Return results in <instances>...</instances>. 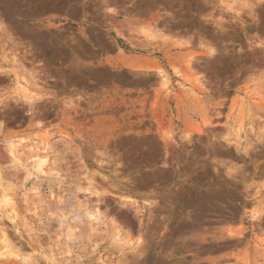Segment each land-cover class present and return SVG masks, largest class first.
Here are the masks:
<instances>
[{"label":"rangeland","instance_id":"1","mask_svg":"<svg viewBox=\"0 0 264 264\" xmlns=\"http://www.w3.org/2000/svg\"><path fill=\"white\" fill-rule=\"evenodd\" d=\"M56 1L0 0V264H264V0Z\"/></svg>","mask_w":264,"mask_h":264},{"label":"bare ground","instance_id":"2","mask_svg":"<svg viewBox=\"0 0 264 264\" xmlns=\"http://www.w3.org/2000/svg\"><path fill=\"white\" fill-rule=\"evenodd\" d=\"M8 143H9V152H10V155H11V157H12V159H13V162H15L16 163V165H18L19 167H23L24 166V163H23V161H22V159L21 158H19L18 157V154H19V144L17 143V144H14L13 143V141H8ZM19 146V147H18ZM35 159H36V161H35V166H34V171L33 172H31V171H26V176L27 177H32V176H35V175H37V177H39V175H44V174H46L47 173V169L46 168H50L49 166H47L48 165V158L46 157V156H41V155H38V154H36V157H35ZM25 175V174H24ZM1 178V177H0ZM16 181V180H15ZM64 190V189H63ZM28 193H26L25 194V196L27 195ZM37 194H39V193H37ZM36 194V195H37ZM35 195V196H36ZM13 198L14 197H12L10 194H6L5 196H4V202L9 206V205H12V202L14 201L13 200ZM125 200H129V198H124ZM124 200V201H125ZM16 204V203H15ZM52 206V205H51ZM13 210V209H12ZM12 210H11V212H12ZM89 211V210H88ZM16 212V211H15ZM14 213V212H13ZM10 214H12V213H10ZM86 214H88V216H89V218L91 219V220H93V222H100V220H101V214H99V212L98 211H89L88 213H86ZM17 216V215H16ZM114 238H115V240L117 241V242H121L122 240H123V238H122V235L120 234V232H117L114 236H113ZM10 250L8 249V245H6V244H3V245H1L0 246V255L1 256H6L7 254H10ZM70 257H72V256H70ZM29 259V258H28ZM24 261H26V262H28L27 261V258H24ZM29 263V262H28ZM27 263V264H28ZM30 264V263H29ZM32 264V263H31Z\"/></svg>","mask_w":264,"mask_h":264},{"label":"water","instance_id":"3","mask_svg":"<svg viewBox=\"0 0 264 264\" xmlns=\"http://www.w3.org/2000/svg\"><path fill=\"white\" fill-rule=\"evenodd\" d=\"M69 6L65 7V8H61L59 10L60 14L62 15H67L69 16L70 18L72 19H78V15L76 13V8H77V4L76 3H72V4H69ZM43 11H42V15L43 16H47L51 13H53L54 11H57V1L56 0H44L43 2ZM25 16H27V14H25ZM34 18H37L35 16H32ZM39 17H42V16H39ZM87 72H90V73H94V70L93 69H87ZM198 192V189L194 191V193H197Z\"/></svg>","mask_w":264,"mask_h":264},{"label":"crops","instance_id":"4","mask_svg":"<svg viewBox=\"0 0 264 264\" xmlns=\"http://www.w3.org/2000/svg\"><path fill=\"white\" fill-rule=\"evenodd\" d=\"M148 68H146V70L148 71H154V72H158L157 71V68L162 66V63L160 61H157V62H148Z\"/></svg>","mask_w":264,"mask_h":264}]
</instances>
